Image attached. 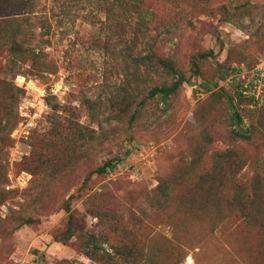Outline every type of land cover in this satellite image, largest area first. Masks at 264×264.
I'll list each match as a JSON object with an SVG mask.
<instances>
[{"label":"rangeland","instance_id":"374dc122","mask_svg":"<svg viewBox=\"0 0 264 264\" xmlns=\"http://www.w3.org/2000/svg\"><path fill=\"white\" fill-rule=\"evenodd\" d=\"M18 1L0 0V30L18 16L40 57L0 45V264H264V102L231 84L264 56V0ZM152 52L186 78L166 100L147 96L174 79ZM224 151L239 169L215 168Z\"/></svg>","mask_w":264,"mask_h":264},{"label":"trees","instance_id":"16d2710c","mask_svg":"<svg viewBox=\"0 0 264 264\" xmlns=\"http://www.w3.org/2000/svg\"><path fill=\"white\" fill-rule=\"evenodd\" d=\"M35 1L36 0H19L17 3H18V7H20L19 9H21V13L25 12V11L32 13L33 12L32 9L35 5ZM18 13H20V10H18V12L16 14H18ZM7 16H8V14H7ZM18 18H19L18 16H12V18H9L8 23H9V25H12L10 27L12 30L9 34L6 33L8 31V29L0 30V45H6L7 46V51L12 56V58H17L18 55L20 53H22L24 56H28V58L31 59V61L33 63L34 60H36L37 58L40 57V52L36 51V49L34 47L33 48L18 49L20 45L18 43L17 36L19 35V32H20L19 26L22 23ZM227 21H230V19L227 18ZM207 55H208L207 52H202V53L197 54V56L199 58L207 56ZM143 59L150 60V63H151V60H154V62L157 66H160L164 71L171 73V75L174 77V79L169 84H163L160 86L151 87L148 91V94H147L148 97H153V96L159 94L162 99L166 100L167 98L170 97L171 94H173L177 91V89L179 88V86L183 82L186 81V78H185L183 72L181 71L180 68H178V66H176L174 59L169 58V57H163V56L157 55L153 52L149 56H146L145 58L142 57V60ZM154 62H152V63H154ZM193 67H194V72H196L198 74L200 72V70L198 67L197 60L194 61ZM225 78H226V74L221 76V79H225ZM231 82H232L231 84H234V86H235L236 96H239V98H242V96H245L249 101V105L253 104V100H252L253 98L251 96H246V95L242 94V90L240 89L241 80L239 78L237 79L236 77H233ZM231 103H232V98H230V101H229V105L233 109L231 116H230V119L232 122L235 121V123H236V128L234 130H232L233 136L239 137V138H248L247 135L253 129V125L248 124L247 126H245L243 124L245 116L241 113L240 110L235 109ZM135 116H136L135 113H132L130 115V118H129L130 122L133 121ZM230 153H231L230 151H224V152L219 153V155L221 156L220 158L223 159V162H221L220 160H217L215 168H218V171L225 169V163L226 162H230L229 167H231V168L235 167L234 170L237 168L239 169L241 167L238 160H234V159L230 160L232 158V155ZM120 158L121 157L116 156L115 160H119ZM114 161L109 159L104 164H102L101 166H98L96 170L98 172H104V173L108 174L109 173L108 171H110V169L114 168V166H115ZM204 176H205L204 174L201 176L202 180H204ZM166 181L167 180L165 178H160L159 183L157 184L156 190H155V192H157V193L154 196V198H151L153 205L161 206L162 201H164V200L167 201L170 199L169 195H170L171 190H168ZM249 207H250V205L247 202L242 201L239 204V210L241 211L242 215L245 216L246 218H249L250 216H252V211H251V209H248ZM68 210H69V208H67V211ZM23 222L29 224L32 222V220L29 218H26L23 220ZM71 224H72V216L69 213V225H71ZM72 234H73V229L71 228V226H69L67 228L65 238L69 239L72 236ZM107 250H108V248H107Z\"/></svg>","mask_w":264,"mask_h":264},{"label":"built area","instance_id":"2783aa9c","mask_svg":"<svg viewBox=\"0 0 264 264\" xmlns=\"http://www.w3.org/2000/svg\"><path fill=\"white\" fill-rule=\"evenodd\" d=\"M235 73L231 78L237 77L241 80L240 89L242 94L246 96H251L253 99V104H261L264 102V56L260 61L254 66L252 70L249 71V75L245 78L246 73ZM126 158L123 156L119 160L114 161V168L108 171V174L119 171L125 167ZM20 178V177H19ZM186 263H192V257L189 255L185 259Z\"/></svg>","mask_w":264,"mask_h":264}]
</instances>
